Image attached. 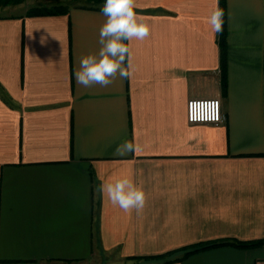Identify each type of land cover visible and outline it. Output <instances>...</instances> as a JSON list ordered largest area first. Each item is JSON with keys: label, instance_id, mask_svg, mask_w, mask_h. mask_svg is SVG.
Instances as JSON below:
<instances>
[{"label": "crops", "instance_id": "1", "mask_svg": "<svg viewBox=\"0 0 264 264\" xmlns=\"http://www.w3.org/2000/svg\"><path fill=\"white\" fill-rule=\"evenodd\" d=\"M6 1L0 264H77L111 252L180 257L226 240L262 243L156 264H264V0H219L223 76L220 34L207 22L216 0H136L150 35L129 45L135 73L91 88L74 73L100 48L104 3ZM44 6L65 12L28 14ZM192 98L220 99L224 120L189 123ZM124 140L141 151L114 156ZM122 177L145 191L142 214L125 213L97 190Z\"/></svg>", "mask_w": 264, "mask_h": 264}, {"label": "clouds", "instance_id": "2", "mask_svg": "<svg viewBox=\"0 0 264 264\" xmlns=\"http://www.w3.org/2000/svg\"><path fill=\"white\" fill-rule=\"evenodd\" d=\"M135 8L136 0H104L100 12L106 19L99 31L100 48L98 52L81 58L79 68L74 73L77 84L85 88L96 85L108 87L118 78L124 80L132 77L136 67L129 45L134 40L143 41L150 35L147 17L137 13ZM224 16V10L219 7V0H216L207 18L214 36L223 33ZM228 19H233L231 13ZM45 39L41 37V44L45 43ZM140 151L139 144L124 140L117 145L113 155L125 157ZM97 190L106 196L113 206H118L125 213L134 210L140 215L145 208V191L128 177L102 183Z\"/></svg>", "mask_w": 264, "mask_h": 264}, {"label": "trees", "instance_id": "3", "mask_svg": "<svg viewBox=\"0 0 264 264\" xmlns=\"http://www.w3.org/2000/svg\"><path fill=\"white\" fill-rule=\"evenodd\" d=\"M96 3H104V0H92ZM224 0H220V2H223ZM1 2V1H0ZM3 3H6V0H2ZM1 2V3H2ZM223 6V5H222ZM64 6H51V7H34L32 8L28 14L29 15H40V14H57L60 12H65L63 10ZM63 10V11H62ZM225 20V19H224ZM224 30L223 33L220 34V65H221V71H222V76L225 71V23H224ZM223 78V77H222ZM262 241H252V242H240L236 240H226V241H219V242H212V243H206V244H199V245H193L188 248H185L184 253L182 256L179 257V255L174 256V255H154V256H125L124 260L125 261H132L131 264H140L143 262L144 264H156V263H163L167 261H173V260H178L181 257H185L191 253H194L196 251L210 248V247H216L219 245H233L238 248H251L254 246H257L261 244Z\"/></svg>", "mask_w": 264, "mask_h": 264}, {"label": "built area", "instance_id": "4", "mask_svg": "<svg viewBox=\"0 0 264 264\" xmlns=\"http://www.w3.org/2000/svg\"><path fill=\"white\" fill-rule=\"evenodd\" d=\"M187 120L192 124L217 125L224 120L218 98H192L187 102Z\"/></svg>", "mask_w": 264, "mask_h": 264}, {"label": "rangeland", "instance_id": "5", "mask_svg": "<svg viewBox=\"0 0 264 264\" xmlns=\"http://www.w3.org/2000/svg\"><path fill=\"white\" fill-rule=\"evenodd\" d=\"M83 0H71V3H77ZM77 264H130L121 257L119 253L111 252L107 255L92 256V258L86 262Z\"/></svg>", "mask_w": 264, "mask_h": 264}]
</instances>
